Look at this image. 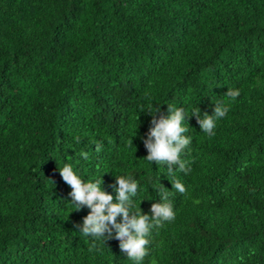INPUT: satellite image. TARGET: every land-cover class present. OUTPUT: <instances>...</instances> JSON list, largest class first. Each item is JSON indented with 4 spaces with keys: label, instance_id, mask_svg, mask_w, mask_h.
Returning a JSON list of instances; mask_svg holds the SVG:
<instances>
[{
    "label": "trees",
    "instance_id": "obj_1",
    "mask_svg": "<svg viewBox=\"0 0 264 264\" xmlns=\"http://www.w3.org/2000/svg\"><path fill=\"white\" fill-rule=\"evenodd\" d=\"M218 102L213 137L186 117L187 174L145 159L150 105L203 118ZM65 164L114 203L131 177L145 215L171 191L141 264H264V0H0V264H136L76 227L91 210Z\"/></svg>",
    "mask_w": 264,
    "mask_h": 264
},
{
    "label": "clouds",
    "instance_id": "obj_2",
    "mask_svg": "<svg viewBox=\"0 0 264 264\" xmlns=\"http://www.w3.org/2000/svg\"><path fill=\"white\" fill-rule=\"evenodd\" d=\"M231 101H235L240 96V91L229 88L224 94ZM229 111V107L224 102H218L214 106L212 115L203 114L201 118L200 109H194L189 115L183 108L168 106V115L160 112V108L156 107L152 111L149 106V115L152 116V127L149 129L148 138L143 140L144 146L148 151L145 158L149 162L157 164H166L169 175H174L173 166H178V170L187 174L190 168L186 167V161L181 159V155L185 149L191 144V137L184 135L188 131L186 117L195 116L197 123L203 133L209 137L215 136V128L217 122L224 118ZM159 114V119L157 115ZM187 125L184 126V125ZM79 142V137L76 138ZM102 150V144L96 143V152ZM81 158L89 159V153L81 152ZM59 175L63 182L70 186L71 204L79 211L82 206L86 205L91 212L83 220V226L76 225L84 236H92L94 238H105V241L116 239L119 248L127 254L128 259L141 264L146 256L150 254L148 245L150 240L148 237L153 228H160L165 222H173L175 220V212L173 204L169 200L172 194L163 186H161L162 203H154L151 206V215H145L142 211L134 210L135 203L133 198L138 194V183L131 177H116L115 188L117 193L113 202V196L106 194L101 190L102 180L85 182L73 170L70 164H65L59 169ZM172 189L180 194L186 193L185 186L175 180ZM120 217L121 221L117 222ZM115 232V236H113ZM95 247L93 244L90 251Z\"/></svg>",
    "mask_w": 264,
    "mask_h": 264
}]
</instances>
